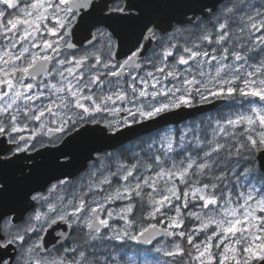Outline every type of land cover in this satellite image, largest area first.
<instances>
[{
  "label": "snow or ice",
  "instance_id": "1",
  "mask_svg": "<svg viewBox=\"0 0 264 264\" xmlns=\"http://www.w3.org/2000/svg\"><path fill=\"white\" fill-rule=\"evenodd\" d=\"M0 264H264V0H0Z\"/></svg>",
  "mask_w": 264,
  "mask_h": 264
},
{
  "label": "water",
  "instance_id": "2",
  "mask_svg": "<svg viewBox=\"0 0 264 264\" xmlns=\"http://www.w3.org/2000/svg\"><path fill=\"white\" fill-rule=\"evenodd\" d=\"M198 114H200V113H196L195 116L198 115ZM191 117H193L192 114H185V116H184L185 119H189Z\"/></svg>",
  "mask_w": 264,
  "mask_h": 264
},
{
  "label": "trees",
  "instance_id": "3",
  "mask_svg": "<svg viewBox=\"0 0 264 264\" xmlns=\"http://www.w3.org/2000/svg\"><path fill=\"white\" fill-rule=\"evenodd\" d=\"M199 116H197V118H198Z\"/></svg>",
  "mask_w": 264,
  "mask_h": 264
}]
</instances>
